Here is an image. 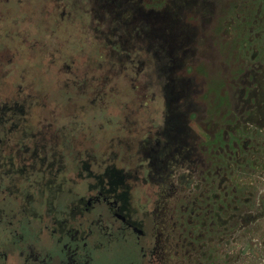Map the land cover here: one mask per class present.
Instances as JSON below:
<instances>
[{"label": "rangeland", "instance_id": "1", "mask_svg": "<svg viewBox=\"0 0 264 264\" xmlns=\"http://www.w3.org/2000/svg\"><path fill=\"white\" fill-rule=\"evenodd\" d=\"M9 25L36 36L25 80L0 63L28 204L88 181L149 221V264H264V0H0Z\"/></svg>", "mask_w": 264, "mask_h": 264}, {"label": "flooded vegetation", "instance_id": "2", "mask_svg": "<svg viewBox=\"0 0 264 264\" xmlns=\"http://www.w3.org/2000/svg\"><path fill=\"white\" fill-rule=\"evenodd\" d=\"M107 181L112 188L117 176ZM66 186L50 193L40 210L41 202L27 203L31 194L24 196L18 173L1 171L0 264L150 263V223L126 204L124 192L116 197L88 181Z\"/></svg>", "mask_w": 264, "mask_h": 264}, {"label": "trees", "instance_id": "3", "mask_svg": "<svg viewBox=\"0 0 264 264\" xmlns=\"http://www.w3.org/2000/svg\"><path fill=\"white\" fill-rule=\"evenodd\" d=\"M3 18H4V14H3ZM0 29H1V27H0ZM5 29H7L9 31H5L4 34L6 32L7 33L10 32V34L7 35V33H6V37H4L5 40H0V49H1V51L5 52V54L4 53L2 54L1 58L5 57L4 59L2 58L4 61L9 58L8 61H10V62H8L7 66H5L3 61H2V59H0V63L3 66L2 69L8 70V72L7 73L5 72L4 75L12 76V77H15V75H16L15 79L17 78V80H18V76L19 75L22 76V72L24 71L23 70V68H24L23 66H28V64L30 63L23 56L20 58V53L24 52V50H25V52L27 51L28 41L32 40V43L33 42L36 43V41H34L36 39L35 38L36 36L34 37V35H29L27 33H26L27 35H25V34L21 35L20 29L18 27H13V26H10V25L7 26V28H5ZM35 43H33V47H35ZM37 54L38 53H36V55H33V56H35L33 58L36 59V60H38L37 57H40L39 54L38 55ZM12 66H13V68H12ZM19 70H20V72H19ZM13 71L15 73H12ZM26 73H27L26 76L29 77L30 74L32 73V70L29 68V69H27ZM24 74H25V72H24ZM22 78H23V76H22ZM10 80L12 81L13 79H10ZM23 80H25V79H21L20 78V80H18V82L21 83ZM19 85H21V84H19ZM19 85H18V87H19ZM21 89H22L23 93H25V90H27L24 86L21 87ZM8 120H9V118H8Z\"/></svg>", "mask_w": 264, "mask_h": 264}, {"label": "bare ground", "instance_id": "4", "mask_svg": "<svg viewBox=\"0 0 264 264\" xmlns=\"http://www.w3.org/2000/svg\"><path fill=\"white\" fill-rule=\"evenodd\" d=\"M33 1V0H32ZM18 109V108H17ZM117 176V175H116ZM114 184H115V182H114Z\"/></svg>", "mask_w": 264, "mask_h": 264}]
</instances>
